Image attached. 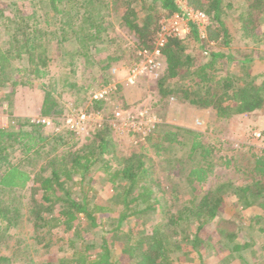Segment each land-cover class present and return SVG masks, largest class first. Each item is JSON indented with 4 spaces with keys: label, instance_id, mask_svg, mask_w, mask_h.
I'll return each instance as SVG.
<instances>
[{
    "label": "trees",
    "instance_id": "16d2710c",
    "mask_svg": "<svg viewBox=\"0 0 264 264\" xmlns=\"http://www.w3.org/2000/svg\"><path fill=\"white\" fill-rule=\"evenodd\" d=\"M37 1L49 5L45 11V30L39 27L40 22L18 8L14 9V17L6 15L4 4H0V21L23 23L20 31L23 45L31 48V55L35 54L37 39L41 38L40 45L45 48L44 52L51 40L58 39L61 45L68 41L78 46L82 43L87 48V56L90 49L92 51L93 47L102 42L103 35L111 32L113 23L110 21V12L114 2L117 9L119 6L123 9L120 21L138 39L137 51L154 49L161 18L181 11V0ZM184 1L193 10L209 17L208 36L201 38L196 23L192 22V32L187 37H168L161 47L167 61L166 72L159 80L161 92L164 96L177 93L172 84L181 85V92L190 97L189 89L197 84L205 88L206 92L203 95L196 93L200 98H191L193 104L214 108L219 105L223 110L236 108L241 112L264 110V77L259 80L260 75H254L245 83L237 84L236 75L221 77L216 73L225 60L237 62L241 67L261 60L262 57L258 55L239 56L230 50L232 29L227 15L238 5L241 9L235 23H240L244 33L262 43L264 34L262 37L258 34L264 24V0ZM72 6L76 10L73 11ZM53 13H56L55 16H52ZM192 38L203 42L200 44L201 51H191ZM211 42L215 43V48ZM204 55L210 58L204 60ZM139 57L138 53L136 58ZM12 60L11 50L0 46V86H5L12 81L11 77L23 70H33L14 66ZM184 79L195 82L191 84L189 81L185 86ZM47 101L49 108L54 109L55 104L50 103L49 99ZM25 124L28 123L21 124L19 129L0 128V192L11 197L13 193L17 194L21 192L19 190L32 185L30 198L34 206L31 208L30 220L36 231L32 238L37 242L45 241L44 247L51 254L53 251L57 253L50 256L51 261L47 264H176L181 254H185L186 261L191 263L196 259L192 254L195 250L201 264H207L204 260V249L206 253L207 246H204L202 236L207 233L210 240L217 236L224 246H233L238 258L244 259V254L239 252L249 244L247 239H243V242L240 240L242 225L236 216H227V204L230 198H238L247 207L252 206L254 200L262 205L263 154L254 161V170L258 176L252 183L236 185L220 182L213 189L203 190L198 198L195 196L189 202L180 203V193H174L173 186L168 191L162 184L164 199L156 196L153 171L156 170L157 160L154 155L147 153L148 148L145 147V153L134 152L117 158L116 166H112L108 157L112 151L111 129L107 123L96 130L83 146L73 151L48 155L42 166L33 172L25 162L38 154L41 138H37L33 133L35 131L29 130ZM29 124L38 131L40 123ZM169 126L165 123L160 133L157 127L153 128L146 137L149 140L158 134L178 144L189 141L187 154L175 155V160L170 161L179 163L191 185L207 181L213 167L207 160L214 158V149L203 143L202 132L182 126ZM179 134H183V138H179ZM15 145L22 147L20 161H15L12 155ZM153 146H157L158 157H161V152L165 153L162 142L154 143ZM188 163L191 164L188 166ZM104 182L109 187H116L111 197L114 208L100 203L97 197ZM12 208L0 207V228L9 219ZM157 212L164 216L156 224H147L145 215ZM66 251L71 254L67 255ZM0 264L14 262L10 256L0 255Z\"/></svg>",
    "mask_w": 264,
    "mask_h": 264
},
{
    "label": "rangeland",
    "instance_id": "374dc122",
    "mask_svg": "<svg viewBox=\"0 0 264 264\" xmlns=\"http://www.w3.org/2000/svg\"><path fill=\"white\" fill-rule=\"evenodd\" d=\"M0 4H4L6 15L14 17V9L18 8L23 11L22 13L30 14L33 19L40 22L39 27L42 30L46 29L44 20L45 11L49 8L47 3L37 0H0ZM180 4V12L161 18L159 39L164 38L166 34L168 36L169 33L173 36L187 37L192 32V22L196 23L201 38L207 37L209 17L202 12L192 10L184 0H181ZM112 6L111 32L105 33L102 42L95 47L92 46L93 49L92 51L90 49L87 56L85 53L87 48L82 43L78 46L75 42L68 41L61 45L58 39L51 40L44 52L45 48L40 45L41 38L37 39L36 52L31 55L29 53L31 48H25L21 42L18 44L15 41L14 34L17 29L23 28V23L0 21V43L13 49L14 66L33 69L30 72H25L26 70L19 72L11 77L12 81L7 82L5 86H0V128L19 129L21 124L27 122L28 124L24 126L34 130V135L41 138L38 154H34L32 160L25 162V165L35 172L42 166L48 155L73 151L83 146L96 130L107 123L111 129L112 139V151L108 157L113 167L116 166L117 158L134 152L145 153L146 148L149 149L147 152L149 155L155 156L157 166L155 172L153 171L156 179H153V185L155 194L159 198L164 199V188L169 191L172 186L174 193L175 191L180 193L179 202L185 203L195 196L198 198V195L204 192L203 190L213 189L220 182H231L236 185L252 183L258 176L254 170V161L257 156L264 155V110L241 112L236 108L223 110L219 105H217L218 110L209 105L193 104L190 102L191 98L197 97L196 93L197 95L205 94L206 89L193 84L195 81L189 79H184L183 84L187 86L189 81L193 84L189 89L190 97L181 92V85L174 84H172L173 88L178 92L164 96L159 80L167 69L165 55L162 52V56L153 54L145 58L147 62L150 59L157 62L156 69L146 63V68L137 69L135 74L132 73V64L138 60L136 55L139 51L136 47L139 42L134 32L119 19L123 9L120 6L117 9L115 2ZM72 8L73 11L76 10L75 7L72 6ZM240 9L237 5L231 10L233 12L227 15L232 29L230 50L239 56L258 55L262 58L258 62L256 60L254 63L247 64V67H241L231 60H225L219 65L216 73L221 77L227 74L236 75L237 84L245 83L254 75L259 74V80L264 77V61H262L264 60V42L253 40V37L243 32L240 23H235ZM55 14L53 13L52 16ZM263 32L264 24L259 29V37L263 36ZM201 43L203 42L192 38L191 51H201ZM211 45L215 48L214 42H211ZM204 56V60L210 58L209 55ZM248 73L249 76H246ZM103 84L117 85L119 90L107 100L102 102L94 100V94ZM40 98L41 101L49 99L50 103L55 104V108L50 109L48 101L47 104L40 105L37 102ZM24 101L27 104L23 107L33 110V114L16 117L13 115L14 110L20 106L18 102L21 104ZM44 109L46 113H35L39 112L37 110ZM79 109L100 112L102 120L91 123L86 128L73 129L66 122L65 117ZM37 117L54 118L55 121L51 125H38L37 131L36 127L33 128L29 124V122L33 123L32 119ZM151 118L159 120L156 126L159 133L165 123L202 132L203 143L214 149V158L207 160L213 164L207 181L191 185L186 174L180 169L179 163L170 161V159L175 160V155L187 154L190 149L189 141L185 140L184 144H178L158 134L148 140L147 134L141 133L151 124ZM182 135L179 134V138ZM157 142H162L165 147V153L161 152V157L156 154L157 146H153ZM15 146L12 155L15 156V161H20L23 155L22 147ZM190 164L188 163V166ZM31 186L29 184L28 188L19 190L21 192L17 194L13 193L11 197L7 196V193L0 192V207H13L9 219L1 224L0 255L10 256L14 264H47L51 261L50 256L57 254L53 250L51 254L44 247L45 241L37 242L32 238L36 231L30 220L31 208L34 206L30 198ZM114 188L109 187L105 182L102 183L97 196L100 203L110 208L115 207L111 201ZM252 204L250 207L244 206L243 201L238 198H230L227 204V216H236L242 225L240 240L243 242V239H247L249 244L239 252L244 254V259L238 258L235 250L232 249L233 246H224L217 236L210 240L207 233L202 235L205 241L204 246H207L206 253L204 249L206 254L204 260L207 264H264V199L262 205H258L255 200ZM118 207L123 208L122 205ZM163 216L159 212L153 215L147 214L145 220H148L147 224L152 225ZM66 254L70 255L71 252L66 251ZM192 254L196 258L194 262H187L185 254H181L176 264H201L196 250Z\"/></svg>",
    "mask_w": 264,
    "mask_h": 264
},
{
    "label": "built area",
    "instance_id": "2783aa9c",
    "mask_svg": "<svg viewBox=\"0 0 264 264\" xmlns=\"http://www.w3.org/2000/svg\"><path fill=\"white\" fill-rule=\"evenodd\" d=\"M193 10V9H192ZM193 14V12H192ZM160 35V33H159ZM159 35L156 39V46L154 49H140L139 50V55L140 58L134 62L132 64V69L131 72L132 73H136V71H138L139 69H144L146 68V63H148V66H150L153 69H156L157 67V62H153V60H149L148 62L145 60V58L150 57L153 54H157V55H161L162 56V49L161 47H163V45L165 44V42L167 41L168 37L173 36L171 33L166 34V36L162 39H159ZM138 69V70H137ZM131 79V78H130ZM117 85H102L99 86V91H97L94 94V100L97 101H104L107 100L114 92L117 91ZM66 122L71 125V127L73 129H79V128H86V126H88L91 123H97L100 122V120H102V114L100 112L97 111H90V110H86V109H79V111H76L72 114H68L65 117ZM54 118H47V117H37L35 119H32L33 123H40L42 125H51L52 123H54ZM159 122V120L157 118H151V124L149 126H147L146 128H144L142 130L141 133H143L144 135L148 134V132L155 128L157 126V123Z\"/></svg>",
    "mask_w": 264,
    "mask_h": 264
},
{
    "label": "crops",
    "instance_id": "0c3cea01",
    "mask_svg": "<svg viewBox=\"0 0 264 264\" xmlns=\"http://www.w3.org/2000/svg\"><path fill=\"white\" fill-rule=\"evenodd\" d=\"M22 29V28H21ZM21 29H17V31H16V33L14 34V36H15V41L19 44L20 42L22 43V44H24V41H23V36H22V34H21V32L20 31H22ZM1 32V31H0ZM18 37H19V39H20V41H18ZM12 45H13V43H12ZM0 46H2V47H5V46H3V45H1V43H0ZM25 47V46H24ZM5 48H7V47H5ZM26 48V47H25ZM7 50H11V52L13 51V49L12 48H7ZM12 55H13V58H14V52H12ZM13 62H14V59L12 60ZM12 62V63H13ZM39 98V97H38ZM16 100L17 101H19L18 100V98H16ZM22 100V99H21ZM37 102H39V104L40 105H43V103H46L47 104V102H45V101H41V98L40 99H37ZM18 104L20 105V106H17L16 107V110H14V114L13 115H15L16 117H26V116H28V115H30V114H33L32 112H33V110H30V109H28V108H24L23 106H26V104H27V102L26 101H24V102H22L21 104H20V102H18ZM37 111H39V112H35V113H44V111H45V109L42 111V110H37ZM48 111V110H47Z\"/></svg>",
    "mask_w": 264,
    "mask_h": 264
}]
</instances>
